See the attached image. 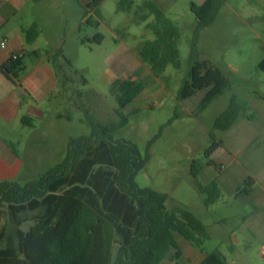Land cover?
<instances>
[{"label":"trees","instance_id":"trees-1","mask_svg":"<svg viewBox=\"0 0 264 264\" xmlns=\"http://www.w3.org/2000/svg\"><path fill=\"white\" fill-rule=\"evenodd\" d=\"M76 1L83 8L84 17L90 16L87 23L98 27L100 22L94 21L93 16L101 17L100 7L105 0ZM225 1L190 2L197 26L190 40V69L179 98L187 100L198 91H206L200 104L202 111L234 88L220 68L208 60H199L200 33L216 21ZM119 9L133 13L138 23L154 18L146 24L154 39L143 41L137 54L155 77H164L168 66L176 70L182 68L179 50L182 30L154 1H145L135 8L133 0H121ZM26 35L27 43H34L39 37L38 24L26 30ZM102 40L103 36L97 34L92 40L82 39L81 42L101 44ZM51 61L64 86L67 76L63 71L71 63L65 58L63 47L51 55ZM23 70V59H11L4 66L7 77H17ZM144 89L142 82L127 78L116 80L111 91L122 110ZM243 110L238 97L232 96L227 109L216 119L214 130L231 129ZM118 115L119 122L112 124L91 118V134L71 138L65 158L39 179L25 185L0 181V208L8 207L13 223L6 246L0 247V264H160L176 248L175 234L199 249L211 239L208 226L193 211L183 205L168 209L166 193L138 186L136 177L145 168L149 156L144 158L133 142L114 137L129 123L127 115L121 111ZM28 120L24 118L23 123ZM210 137L213 143L205 156L208 165L216 167L211 157L223 145V140H217L213 131ZM201 170L202 165L194 161L191 173L206 196L204 204L209 207L220 199L221 190L216 180L206 185L200 183ZM251 182L253 179L248 178L243 193L250 192ZM27 212L37 214L34 224L25 232L24 220L20 217ZM229 251L234 253L235 246L231 245ZM179 254L178 251L176 257ZM200 264L228 262L220 249H214Z\"/></svg>","mask_w":264,"mask_h":264},{"label":"rangeland","instance_id":"rangeland-1","mask_svg":"<svg viewBox=\"0 0 264 264\" xmlns=\"http://www.w3.org/2000/svg\"><path fill=\"white\" fill-rule=\"evenodd\" d=\"M120 1L103 2L99 27L85 24L81 32L68 33L64 56L71 65H66L64 71L66 80H72V122L59 126L61 129L43 142L44 149L38 150V164L34 168H26L21 180L10 182L25 185L39 179L65 158L69 138L91 134V118L102 124L118 123V112L121 111L128 116L129 123L114 137L133 142L144 158L149 156L145 168L136 177L138 186L166 193L169 197L168 209L183 205L197 214L211 233L205 248L209 251L220 249L226 255L228 264H234L235 260L237 264H264L260 245L251 241V248L246 249L243 234L235 230L234 225L223 223L229 208L222 203L209 207L204 204L206 196L199 190L191 173L194 161L205 167V153L213 143L210 133L213 131L217 140L224 137V132L214 130V124L229 106L231 97L236 95L250 102L258 94L264 96V67L261 66L264 61V0H226L216 21L201 31L199 60H208L220 68L234 85L233 90L226 92L203 111L200 104L206 91H198L187 100L179 98V91L190 69V40L197 26L190 2L202 4L205 0H150L162 8L183 33L179 43L182 68L176 70L168 66L162 78L155 77L149 66L142 63L136 54L137 47L144 40L154 38L153 33L146 28L145 23L136 22L133 13L121 11ZM145 1L148 0H133L135 8ZM54 16L52 12L47 13V18L57 21L55 24L58 27L64 16L68 32L77 17L71 8H64ZM97 19L94 15L93 20ZM153 19L150 17L146 23ZM97 34L103 36L101 44L81 43L82 39L92 40ZM41 46L45 50L52 47L47 46L46 41ZM115 77L117 80H138L145 85L144 91L122 110L111 91ZM243 113L249 114L247 109ZM156 136L158 138L154 140ZM37 143L31 141L33 146ZM20 151L26 159L24 145ZM236 164L233 163L231 169ZM210 170L218 172V168ZM198 181L206 185L214 181V176L204 171ZM223 197L225 201L229 199L226 194ZM36 214L27 212L21 215L25 232L34 224ZM12 231L13 223L5 205L0 208V247L6 246ZM234 237L240 242L236 243V252L230 254L227 249L234 243ZM170 263L166 258L160 264Z\"/></svg>","mask_w":264,"mask_h":264},{"label":"crops","instance_id":"crops-1","mask_svg":"<svg viewBox=\"0 0 264 264\" xmlns=\"http://www.w3.org/2000/svg\"><path fill=\"white\" fill-rule=\"evenodd\" d=\"M64 8L73 9L77 16L69 32L64 16L59 27L55 24L57 21L47 18V13L52 12L56 17ZM100 12L99 26L101 7ZM89 19L90 16L84 17L83 8L76 0H0V181L21 180L26 168L38 164L36 158L38 150L44 149L43 142L60 130L59 126L72 122V80L67 79L62 85L51 55L61 47L64 49L68 33L81 32ZM34 23L39 26V37L29 44L26 30ZM4 40L6 48L1 47ZM43 41L52 47L43 49ZM21 52L24 53V70L17 77H7L4 66L9 64L13 54ZM116 80L115 77L113 83ZM238 100L249 114L243 110L232 128L224 132V137L219 139L223 140V145L211 157L216 167L209 166L207 159L200 175L210 172L218 182L221 197L215 204L222 203L229 208L223 223L234 225V229L243 234L246 249L251 248V241L258 243L264 259V96L258 94L250 102ZM24 118L29 119L26 124ZM31 141L39 142L38 146H33ZM23 145L26 159L20 151ZM233 163L237 164L231 169ZM212 168H218V172L213 173ZM248 178L253 179L250 192L243 193ZM225 194L229 196L227 201L223 199ZM175 241L176 248L167 258L170 264H200L206 254L213 251L207 250L205 245L199 249L179 234H175ZM233 242L231 245L236 252V243L240 241L234 237ZM178 251L180 254L176 257ZM233 263L237 264V260Z\"/></svg>","mask_w":264,"mask_h":264},{"label":"built area","instance_id":"built-area-1","mask_svg":"<svg viewBox=\"0 0 264 264\" xmlns=\"http://www.w3.org/2000/svg\"><path fill=\"white\" fill-rule=\"evenodd\" d=\"M6 46H7V41L6 40H4L2 43H1V47L2 48H6ZM24 58V53H15V54H13L12 55V60H14V61H17V60H20V59H23Z\"/></svg>","mask_w":264,"mask_h":264}]
</instances>
